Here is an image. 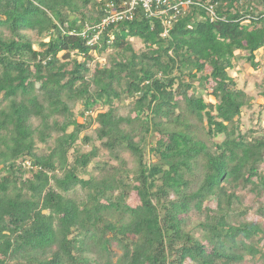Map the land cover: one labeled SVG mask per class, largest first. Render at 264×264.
Returning a JSON list of instances; mask_svg holds the SVG:
<instances>
[{
  "label": "trees",
  "instance_id": "1",
  "mask_svg": "<svg viewBox=\"0 0 264 264\" xmlns=\"http://www.w3.org/2000/svg\"><path fill=\"white\" fill-rule=\"evenodd\" d=\"M109 1L0 0V264L264 261L240 193L264 197V134L230 74L260 64L264 0H192L167 34L141 5L101 26Z\"/></svg>",
  "mask_w": 264,
  "mask_h": 264
},
{
  "label": "rangeland",
  "instance_id": "2",
  "mask_svg": "<svg viewBox=\"0 0 264 264\" xmlns=\"http://www.w3.org/2000/svg\"><path fill=\"white\" fill-rule=\"evenodd\" d=\"M135 48L142 50L144 44L140 39H134ZM245 52L238 51L237 57L234 60V67L230 70V74L237 80L238 87L244 88L251 96V105L246 107L242 116V125L244 130L257 127L260 134H264V51L258 53V59L260 64L257 68L253 67L245 57ZM103 54L101 57H105ZM104 61V58H100ZM208 70H210L208 68ZM198 91L203 92L205 98L208 101L215 102V99L211 96L213 83H209L207 88L199 87V82H196ZM93 124L84 134H94ZM223 136L219 139L221 140ZM99 144V142H97ZM91 145L87 144L86 149H90ZM240 193L244 196V202L246 205L251 206L249 219H256L264 221L257 213L255 209L259 206L260 202H264V197L260 199L258 195L250 190H241ZM245 264H264V261L257 260L251 263Z\"/></svg>",
  "mask_w": 264,
  "mask_h": 264
},
{
  "label": "built area",
  "instance_id": "3",
  "mask_svg": "<svg viewBox=\"0 0 264 264\" xmlns=\"http://www.w3.org/2000/svg\"><path fill=\"white\" fill-rule=\"evenodd\" d=\"M191 3H193L192 0H181L175 4H173L171 0H120L117 4L112 0L105 5L107 16L104 18L101 26L104 27L113 22L131 20L134 17L136 8L141 5L150 15H156L162 19L166 28L165 34H167L174 16L170 13V10L172 9L179 12L182 8L188 7ZM206 8L211 12L212 18H215L216 12L214 7L208 5Z\"/></svg>",
  "mask_w": 264,
  "mask_h": 264
}]
</instances>
